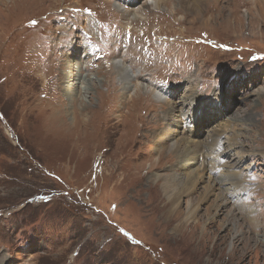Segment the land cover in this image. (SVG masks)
<instances>
[{
  "label": "rangeland",
  "instance_id": "rangeland-1",
  "mask_svg": "<svg viewBox=\"0 0 264 264\" xmlns=\"http://www.w3.org/2000/svg\"><path fill=\"white\" fill-rule=\"evenodd\" d=\"M152 1L0 0V264H264V0H200L196 8ZM147 39L154 48L162 42L155 52L181 69H152ZM69 52L86 62L72 100L61 68ZM122 62L136 78L129 95ZM186 82L205 101L215 89L230 92L226 119L244 128L249 153L246 194L232 204L222 195L223 207L216 191L202 203L210 177L204 159L196 162L203 181L189 198L208 215L203 225L220 224L199 226L197 236L154 226L145 210L159 200L146 190L153 172L186 176L181 163L174 169L182 160L169 141H155L169 127L168 107L155 99L181 85L171 104L185 100ZM182 128V136L192 129ZM207 130L190 137L207 141ZM225 160L230 170L237 162ZM230 214L237 240L223 225ZM207 229L210 239L200 243Z\"/></svg>",
  "mask_w": 264,
  "mask_h": 264
},
{
  "label": "bare ground",
  "instance_id": "bare-ground-1",
  "mask_svg": "<svg viewBox=\"0 0 264 264\" xmlns=\"http://www.w3.org/2000/svg\"><path fill=\"white\" fill-rule=\"evenodd\" d=\"M161 1L162 0H153L152 2L156 5V7H159ZM199 1L200 0H181L183 4H186V6L187 5L192 6L194 3L198 4ZM127 3H128V6H130V4L135 5V3H137V0H129V2H126V5ZM193 6L195 7V4ZM198 13H195V15ZM206 25H208V23H206ZM62 57H63V66L61 67L63 70L62 73L64 74L66 81L69 82V84L67 83L64 86H65V89H68L69 91L67 92V97L68 98L70 97L69 99L72 100V99H75L78 95L77 93L74 94L72 92L71 84L73 83V78L76 75L79 76L78 69L80 70L81 64H85L86 62L82 61L81 57H78L76 56V54H73L70 52L68 54H62ZM118 69L122 70L119 76L120 78H121V75L123 76L122 82L124 83V86H125L123 87V92H125V95H129L131 91L130 89L131 87H133L134 85L133 82L136 78L134 79L133 75L128 73L130 68H128L124 62H122V65L119 64ZM139 86L140 88H143L147 91L151 90L154 93L158 94V92L154 90L155 88L151 89L149 88V86H143V84H140ZM185 86L187 87L185 88L183 92L184 94H182L185 100L183 101L179 100L178 102H176L177 101L176 100L175 101L176 104L174 105L171 104L172 98L177 93H180L183 90L180 88L181 85H179L178 88L171 87L167 91L166 94L159 93L158 95L161 98L156 97L157 98L155 99L156 103L160 105L164 104L168 107V111L166 112L167 118H165L164 120H165V123L169 125V127H167L166 130L163 131L162 133H159L160 131L157 132L155 135V141L158 145L161 144L162 147H164V145L166 144V141H169L166 144L167 149L169 151L176 153L177 155L180 154L181 155L180 159L182 160L181 162L177 164V167H175L174 169L177 168L181 170V166H180V163H181L182 166L186 167V174L184 173V175L186 176H182L181 174H179L180 176L179 177L175 173L162 174V173L153 172V174L150 177H148L149 187L146 190H148L149 197H150L151 192H154L157 190L159 193V200L154 201V202L150 200L151 202H147L148 206L145 210L149 214L150 220H153V221L157 220V225H154V226H160L161 229L165 227L166 229L168 227L169 228L174 227L176 234L180 233L181 231H184L183 233H187L189 232V230L191 231L193 229H196L195 230V234H196L198 228H200L199 226H202L204 224L202 220L208 216L207 214L206 216L205 215L200 216L199 214L202 210L201 205L195 203L194 197L189 198L191 194L195 193L194 191L196 190V187L199 186V184H201V182L203 181L204 173L202 175L201 173L197 171L196 162H199L198 160L200 159H204V164L208 168V176L210 177L208 179L210 180V182H208L207 180V184L203 187L205 194H204V199L202 200V203L206 201L210 196H213L214 194L212 193L213 192L215 193L216 191L217 193H219V194L216 193L215 195V198H217L218 205L219 207H223V206H226V203L224 202L225 199L221 198L222 195L226 196L225 198L227 199L228 204H232L233 201H237V200L241 201L242 197L246 194L245 178H248V175L244 173L242 167H243L245 158L249 153L245 151L244 149H242V145H241V142L243 140L242 138L243 135L240 134L239 132L243 131L244 128H240L241 126H239V121L233 122L230 119H226L225 113H226V109H228L229 103H227V101L225 102V100H227L228 96L229 98H231L230 92L229 94L224 95L220 91L216 92L217 90L215 89L213 96L211 98L206 99V101L208 102L207 103L205 99L203 98L202 93L199 94L200 92L196 90V86L194 84L186 82ZM177 103H180V104L183 103L184 105L182 104L183 107L179 108L178 107L179 105H177ZM186 107H188V110L185 109ZM85 117H88V114L85 113V115L83 116V122L84 123L86 122L88 124L90 121L88 120L86 121ZM179 119L185 122L183 126L184 127L186 126V129H189L190 127L192 128L191 130H188L187 135L182 136L183 134L181 135L180 133L181 130L180 131L178 130L179 127L183 129L182 128L183 126L181 125ZM73 128H74V132H77L78 134L81 133L82 129H80V126L78 127L76 125ZM203 129H208L207 130L208 137H209L208 140L207 141L202 140L205 144H201L203 143L201 140L193 139L190 137V135L192 134L199 135L201 132H203ZM127 132H130V131H127ZM70 136L71 135L69 134L66 135V137L71 139ZM131 138L132 137H130V139ZM222 140H225L224 143H222ZM125 144L123 145L125 146ZM128 145L129 143L126 146ZM221 145L226 146V148H224L223 151H221L220 149ZM125 149L127 148L126 147L124 148V152H127ZM202 153H204V155ZM201 156L203 157L201 158ZM225 159H230V161L232 160L237 161L235 164H231L232 165L231 170L228 168L229 167L228 164L230 162L226 161ZM152 165H154V163ZM151 169H153V167ZM149 172H152V171H149ZM129 173H131V171ZM198 189L199 188H197V190ZM141 191L143 190L138 189L137 194L141 195ZM185 200H187V202ZM184 205H185V209L183 208ZM207 212L209 213V210ZM230 216L231 217L228 220L226 219V221H223V225L231 227V231H234L232 238L233 240L234 239L237 240L240 236H242V233L240 231V228L237 226V223L233 215L230 214ZM153 223L154 222H152V224ZM203 226H210L209 229L211 230L212 226H220V224H218L214 220H210L208 221L206 225H203ZM210 230L207 229L202 232L201 234L202 241L200 243L209 241L210 237L208 236L210 235L209 233ZM228 237L229 236L224 237V239L221 240V242H224V241L226 242V240H228ZM243 250L245 252V249ZM237 251L240 253L238 249H236V253Z\"/></svg>",
  "mask_w": 264,
  "mask_h": 264
}]
</instances>
